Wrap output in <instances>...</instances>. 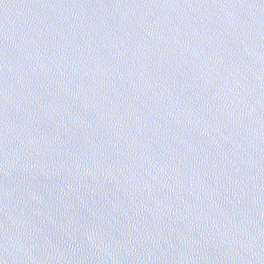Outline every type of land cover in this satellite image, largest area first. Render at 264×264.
<instances>
[{"label":"water","instance_id":"95a60500","mask_svg":"<svg viewBox=\"0 0 264 264\" xmlns=\"http://www.w3.org/2000/svg\"><path fill=\"white\" fill-rule=\"evenodd\" d=\"M0 264H264V0H0Z\"/></svg>","mask_w":264,"mask_h":264}]
</instances>
